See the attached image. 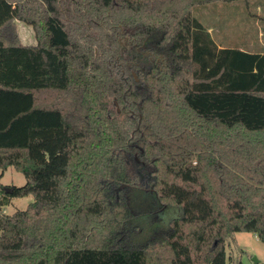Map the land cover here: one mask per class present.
I'll use <instances>...</instances> for the list:
<instances>
[{
  "label": "trees",
  "instance_id": "trees-1",
  "mask_svg": "<svg viewBox=\"0 0 264 264\" xmlns=\"http://www.w3.org/2000/svg\"><path fill=\"white\" fill-rule=\"evenodd\" d=\"M212 1L234 0H0V169L25 178L0 206L33 197L0 211V264H226L234 234L264 243V52L219 48L193 15ZM126 189L176 216L131 243Z\"/></svg>",
  "mask_w": 264,
  "mask_h": 264
},
{
  "label": "rangeland",
  "instance_id": "rangeland-1",
  "mask_svg": "<svg viewBox=\"0 0 264 264\" xmlns=\"http://www.w3.org/2000/svg\"><path fill=\"white\" fill-rule=\"evenodd\" d=\"M254 1H233L234 4L231 7L234 8V11L231 14L220 13L217 5H213L209 9L205 5H199L193 11V15L205 26L208 23L213 27V38L222 42L224 47L232 48L246 43L248 44L247 48L258 52L264 48V0L259 4H255ZM229 16L232 19L227 18ZM254 23L257 25L256 29ZM15 28L21 44H36L37 38L30 25L16 20ZM217 31L219 32L218 36L216 35ZM259 33L260 37H258ZM24 183V176L12 167L3 171L0 169V199H4L3 193L6 188L19 187ZM124 192L129 200V210L133 215L127 237L131 243L143 242L152 235L154 230L165 226L166 222L177 214L174 208L165 207L162 212L147 217L151 208L141 207L139 193L134 189H126ZM32 200V195L9 197L8 202L0 206V211L12 215L16 211L26 209ZM232 238L226 241V264H264L263 242L256 239L253 234L246 232L236 233Z\"/></svg>",
  "mask_w": 264,
  "mask_h": 264
},
{
  "label": "crops",
  "instance_id": "crops-1",
  "mask_svg": "<svg viewBox=\"0 0 264 264\" xmlns=\"http://www.w3.org/2000/svg\"><path fill=\"white\" fill-rule=\"evenodd\" d=\"M234 1H236V0H234ZM260 2H262V0H255L254 1V3L255 4H259ZM233 4H234V2L233 1H230V2H224V1H212V2H208V3H206V4H203V5H205V6H207L208 8L207 9H209V8H211V6H213V5H217L218 7H219V9H220V13H227V14H231V13H233V11H234V8H232L231 6H233ZM227 18H230V19H232L231 18V16H229V17H227ZM212 19V18H211ZM258 20V19H257ZM205 26V25H204ZM256 24L254 23V28L256 29ZM206 27V29H207V31H208V33L211 35V37L213 38V31H212V29H213V27H211L208 23H207V25L205 26ZM218 31H217V36H218ZM261 36V34L259 33V36L258 37H260ZM213 40H214V42L216 43V45L219 47V48H225L224 47V45H223V43L222 42H219V41H216L214 38H213ZM248 47V44H246V43H244V44H239L237 47H232V48H238V49H240V50H245V51H248V52H252V53H254L253 51L254 50H250L249 48H247ZM258 52H264V48L262 49V50H260V51H258ZM235 235V234H234ZM254 237L256 238V239H258L255 235H254ZM233 239V238H232Z\"/></svg>",
  "mask_w": 264,
  "mask_h": 264
},
{
  "label": "water",
  "instance_id": "water-1",
  "mask_svg": "<svg viewBox=\"0 0 264 264\" xmlns=\"http://www.w3.org/2000/svg\"><path fill=\"white\" fill-rule=\"evenodd\" d=\"M5 191H6L7 193H11V192H12V188H11V187H10V188H6Z\"/></svg>",
  "mask_w": 264,
  "mask_h": 264
}]
</instances>
